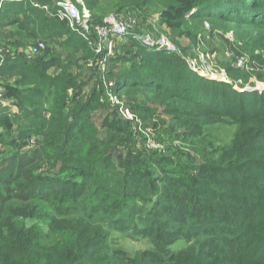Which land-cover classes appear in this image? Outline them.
I'll return each mask as SVG.
<instances>
[{
    "label": "trees",
    "instance_id": "obj_1",
    "mask_svg": "<svg viewBox=\"0 0 264 264\" xmlns=\"http://www.w3.org/2000/svg\"><path fill=\"white\" fill-rule=\"evenodd\" d=\"M141 1L159 7L171 20L185 14L227 19L264 33V0ZM0 3V35L16 25L24 32L15 40L27 34L45 45L61 41L98 56L90 44L94 33L85 38L25 0ZM38 3L53 7V0ZM85 3L89 9L94 4ZM89 22L101 24L103 18L90 16ZM125 38L130 57L108 59H118L106 72L114 78V91L152 87L188 105L184 115L190 124L227 119L237 125L221 163L178 176L150 175L136 166L134 156L114 164L109 143L118 125L111 123L102 140L95 123L83 116V105L67 107L76 78L64 68L47 74L50 56L10 55L0 73L17 77L7 93L18 112L11 115L9 106L0 104V127L16 125L12 136L19 138L36 132L43 146L11 144L0 154V264H264V90L244 88L248 75L242 67L224 65L225 80L212 79L192 70L180 52L149 47L133 30ZM123 66H129L127 71L122 72ZM118 67L123 69L117 72ZM47 99L52 106H44ZM175 107L171 114L179 113ZM59 160L72 161L78 179L41 170ZM20 217L38 224L18 226ZM60 226L69 238L49 242L47 229ZM112 230L132 240L148 238L152 247L133 255L112 249ZM178 240L184 246L171 249Z\"/></svg>",
    "mask_w": 264,
    "mask_h": 264
},
{
    "label": "rangeland",
    "instance_id": "obj_2",
    "mask_svg": "<svg viewBox=\"0 0 264 264\" xmlns=\"http://www.w3.org/2000/svg\"><path fill=\"white\" fill-rule=\"evenodd\" d=\"M25 1L34 6L39 4V0ZM91 1L94 4L89 9L85 0H82V5L90 16H100L103 20L107 17L119 19L129 24V30H133L139 38L147 35L153 41L164 39L174 51L184 55L192 70L202 76L206 74L205 76L212 79L221 76L225 78L224 65L230 64L242 67L248 75L244 88L264 90V33L246 25H237L227 19H191L190 14H185L180 19L171 20L162 14L159 7L141 0ZM97 7L101 8L102 12L95 11ZM4 29V33L0 35L1 46L11 48L14 54L50 56L49 62H52V65L47 69V74L53 76L64 68L76 78V89L68 90L67 93V107L69 110H75L83 105V116L95 123L102 140L107 139L106 132L111 123L118 125L115 138L109 143L114 164H118L127 156H134L136 166L150 175L178 176L194 175L206 165L221 163L223 150L229 148L237 125L227 119L213 123L200 120L199 124H190V120L184 115L188 105L174 103L172 97L164 96V92L160 90L138 86L114 91L115 86L109 84L114 78L100 71V53L96 56L91 49H75L71 44L53 41L46 44L40 52L30 54L31 47L41 39L26 34L24 40H15V37L18 39L23 35V29L16 25ZM7 34L12 38L3 39ZM90 39L94 46L96 36H90ZM112 40L113 55L125 54L130 57V49L123 46L127 40L125 36H113ZM117 62L116 57L110 63L107 61V69L109 66H115ZM123 67L124 69L118 67L116 71L123 69L122 72H125L129 66ZM15 80L16 76H2L0 82V104L8 105L11 115L18 112L13 99L7 93L12 92ZM235 87L238 88L236 85ZM43 104L46 107L52 106V99L45 100ZM171 106L179 108V113L171 114ZM15 128L16 125L0 127V154L11 144L23 149L43 146V137L36 132L26 137L12 136L15 134ZM111 128L113 130V127ZM46 150L53 156L54 152L50 148ZM45 164L41 170L49 169V174H62L66 178L78 179L79 174L72 168L73 162L70 160ZM17 222L18 226L26 227L37 223L21 217ZM43 228L45 227L39 225V229ZM47 233L51 243L69 238L61 226L50 231L47 229ZM111 238L112 249H123L132 255L152 247L148 238L132 240L117 230L111 231ZM183 246L184 241L178 240L171 249L177 250Z\"/></svg>",
    "mask_w": 264,
    "mask_h": 264
},
{
    "label": "built area",
    "instance_id": "obj_3",
    "mask_svg": "<svg viewBox=\"0 0 264 264\" xmlns=\"http://www.w3.org/2000/svg\"><path fill=\"white\" fill-rule=\"evenodd\" d=\"M1 4V3H0ZM36 6L43 8L48 14L57 17L60 20L66 21L69 27L81 34L83 37L88 38L90 32L96 36V43H94L95 52L102 54L99 58V68L101 73L105 74L107 71V61L110 56L113 55L114 44L113 36H126L129 29V24L122 22L114 17H107L103 20V23L91 24L90 14L88 10L82 4H79L76 0H54L52 8L48 4ZM142 42L149 47L164 48L166 50H173L172 46L164 39L152 40L150 36L140 37ZM92 44V42H90ZM45 42L39 40L34 46L31 47L29 53L36 54L43 50ZM13 50L6 46L0 45V67L3 64L6 57L13 55ZM206 75V74H204ZM219 80H225V78L214 77ZM2 75L0 73V82ZM113 85V82L109 83Z\"/></svg>",
    "mask_w": 264,
    "mask_h": 264
},
{
    "label": "water",
    "instance_id": "obj_4",
    "mask_svg": "<svg viewBox=\"0 0 264 264\" xmlns=\"http://www.w3.org/2000/svg\"><path fill=\"white\" fill-rule=\"evenodd\" d=\"M79 4H82V0H76Z\"/></svg>",
    "mask_w": 264,
    "mask_h": 264
}]
</instances>
